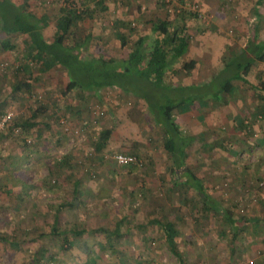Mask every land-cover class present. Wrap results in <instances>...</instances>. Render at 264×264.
Wrapping results in <instances>:
<instances>
[{
  "label": "rangeland",
  "instance_id": "1",
  "mask_svg": "<svg viewBox=\"0 0 264 264\" xmlns=\"http://www.w3.org/2000/svg\"><path fill=\"white\" fill-rule=\"evenodd\" d=\"M12 1L24 5L36 21L41 20L44 36L50 39L62 7L80 12L96 3ZM104 4L105 11L97 12L94 19H79L71 29L70 43L91 36L86 58H110L119 69L140 38H145L144 51L149 53L156 36L153 23L169 13L175 26L182 21L187 24L189 50L167 68L169 89H159L145 77L127 73L126 80L118 79L130 88L129 93L115 84L88 94L82 89L67 90L70 75L62 65L42 72L31 55L34 46L27 35L0 33V42L14 46L7 50L0 46V232L18 243L0 242V264H181L180 257L183 264H264L262 208L244 213L249 219L239 233L223 216L204 208L194 187L177 183L175 157L165 149L167 135L158 125L160 118L164 120L160 106L167 98L176 101L195 93L205 97L208 91L210 98L220 100L213 99L217 102L213 104L221 105L223 97L215 92L228 79L222 68L241 50L251 29L260 20L264 24V1L259 5L257 0H104ZM175 9L179 16L173 15ZM121 32L127 33L125 45ZM191 60L197 63L187 70L185 63ZM260 65V78L249 72L238 73L232 80L243 92L238 97L247 103L250 98L253 103L262 99L252 86L264 80V61ZM25 79L31 80L30 89L15 90V84ZM185 85L189 87L184 95L178 89ZM224 99L229 103L232 95L226 94ZM191 104L192 100L187 106ZM41 105L48 110L37 117V126L23 129L13 125ZM210 107L173 111L183 134L197 136L187 146V165L200 179L207 178L208 171H201L204 154L210 150L204 139L207 146L211 144L210 136L199 131L210 121ZM215 109L211 118L218 122ZM9 112H13L12 119L1 126ZM249 115L244 120L247 125H252V119L255 123L264 120V113L255 116L251 111ZM104 128L114 132L107 149L98 152L97 133ZM223 131L218 126L211 135L219 138ZM252 135L264 139L263 128ZM218 142L213 144V152L218 150ZM245 144H238L240 151L256 150L257 157L264 152V143ZM117 153L134 154L143 166L120 164L114 157ZM245 161L250 170L264 156L260 161L242 154L235 160ZM258 177L252 178L260 190L259 194L252 191L254 198L264 195L260 185L264 177ZM238 178L241 188L252 183L246 176ZM221 186L228 188L229 180ZM226 208L239 219L236 209Z\"/></svg>",
  "mask_w": 264,
  "mask_h": 264
},
{
  "label": "trees",
  "instance_id": "2",
  "mask_svg": "<svg viewBox=\"0 0 264 264\" xmlns=\"http://www.w3.org/2000/svg\"><path fill=\"white\" fill-rule=\"evenodd\" d=\"M263 1L264 0H258L259 5H261ZM106 9L104 0H96L93 7L89 6L86 9H82L80 12H77V10L71 6L66 5L62 7L61 15L57 20L56 33L54 37L50 39L44 36L43 25L40 24L41 20L36 21L34 15L28 12L24 5H17L12 0H0V33L6 32L27 35L31 40V44L34 46L31 55L35 61L40 64V70L42 72H48L57 65L64 66L70 75V82L67 87L68 91L82 89L88 94H93L95 92L97 93L104 86H114L117 84L122 86V88H126L125 91L129 93L130 88L124 86L120 79H118L121 78L122 81L123 79L126 80L124 77L128 76L126 75L127 73H133L135 76L142 78L145 77L146 80L159 89H169V86H167L169 84L166 83L167 68L174 60L184 56L188 52L190 46V38L185 21L175 26L174 20L171 18L172 13H169L166 18L155 21L153 23V28L156 36L152 44V50L149 53L144 51L145 38H140L135 42L136 46L129 52L128 58L121 64L119 69H116V65L114 63L112 64L110 58H86L85 52L88 46L87 43L91 40L90 35H88L84 41L79 39L74 43L69 42L71 29L79 19L85 17L94 19L97 12L105 11ZM176 11L175 9L173 15H178ZM192 15L198 17L197 14L192 13ZM251 30L252 35L246 48L230 58L222 70L226 72L228 79L223 80L222 84H220L221 88L215 92H219L221 95L220 98L234 91L235 84L232 80L237 77L238 73L248 75L256 60L264 61V45L256 44L257 37L255 32L257 30L255 31V28ZM120 39L122 44L125 45L127 33L121 32ZM0 44L5 50L14 47L10 42L6 41H2ZM196 63L195 60H191L185 63V68L187 70H192ZM23 86H26L29 90L31 87V80H19L17 84H15L14 89L20 91ZM252 86L255 90L264 92V80L258 84H252ZM173 87L174 86H172V90L176 89ZM188 87L189 86H180L178 90L184 92L185 95ZM209 93L210 92L206 91L205 97L203 94L195 93L192 98L183 96L176 101L166 97V101L160 106L164 120L160 118L158 125L163 127L167 135L164 144L165 149L175 157L173 172L176 176L177 183L183 181V183L180 184L182 187L187 185L194 187L198 191L203 207L207 210L218 212L220 209H222V211L226 209L220 207L218 203H216L209 189L204 186L203 182L200 181L199 177L186 163L188 157L187 146L190 145L197 136L189 135L186 137L183 134L182 127L177 123L173 114L174 110L186 106L191 100L193 102L200 97L205 99L209 98V96L211 97L212 94L210 93L209 95ZM144 97L146 96L144 95ZM215 99L219 100L218 98ZM200 101L204 100L201 99ZM47 110L48 109L44 105H41L30 117L23 121H15L13 125L22 127L23 129L33 128L39 123L37 117L41 114H47ZM263 113V111H260L261 116H263ZM248 125L245 123V126ZM113 132V128H104L97 133L98 140L95 143V148L98 152L107 149ZM79 185L80 178L75 180V192H77ZM231 213L232 212H229V210H226L225 219L233 228L238 225V219H235ZM157 222L161 223L160 220ZM0 242H7L13 245L18 244L1 232ZM173 248L175 250L176 247ZM180 259L181 264H183L182 257H180Z\"/></svg>",
  "mask_w": 264,
  "mask_h": 264
},
{
  "label": "crops",
  "instance_id": "3",
  "mask_svg": "<svg viewBox=\"0 0 264 264\" xmlns=\"http://www.w3.org/2000/svg\"><path fill=\"white\" fill-rule=\"evenodd\" d=\"M260 23H262L261 20H260ZM260 23L258 22L257 26L255 27V31L257 30L255 32L256 33L255 35L257 37L256 44L264 45V24H260ZM251 35L252 33L249 36H247L246 38L247 40L244 42L239 52H242L246 48ZM239 52L232 54L230 58L237 55ZM260 64H261V60H256L251 70L249 71V72L254 73L255 76L259 74V78L260 76L263 75L262 70H259L260 67L262 66ZM224 67L222 69H224ZM239 93L241 95L243 94L240 88L235 85L234 91L231 94H227V95H232V99H231L232 101L230 100L229 103L226 102V100L224 99L225 96H223V98L221 99V105H219L221 107L220 111L217 110V109H220V107L215 106L218 104H215V105L213 104V103H217L213 101V99L215 98H210V97L206 98V101L204 100V102L198 100L200 101L198 102V105H204L205 109L206 108L209 109V106H211L209 110L210 114L207 117V119L210 121L208 122L207 126H204L203 129L199 131V133L203 131L206 133L207 136H210L208 137V139H209V144H211L210 146H207V142L204 139L205 148H208L210 150L208 151L206 150L204 154V158L202 160L204 161L203 164L205 165V167L202 168L201 171H203L204 169H208V171H207V178H201V179L199 178V179L200 181L203 182L204 186L209 189L212 197H214V199L216 200V203H218L220 207L225 208V209H227L226 207L231 208V209H236V212L240 214L239 219H238V225L236 226L238 233L240 232V230L244 228V226L248 222L247 220L249 219V216H245V214H246V211H249V208L253 209L256 212L261 207L262 211L264 212V206H263L264 205V195L262 196L259 195V197L254 198V194L252 193V191H257V192L260 191L255 188L256 181L255 179H252V178H260L258 176L264 177V161L258 162L256 164L257 166L255 167L251 165L252 168L250 170H248V166L244 165L246 161L241 162V163L235 162V160L238 159L239 155L242 156V154H244L245 157L254 156V158H259L260 161H261L262 156H264V152L261 155H259V157H257L256 150L251 151V149H248V150L240 151L238 147L239 143H244V142H246L245 146L247 145V143H251V144L252 143H262V144L264 143L263 138L253 137L252 135L253 132H258V130H260L261 128H263V131H264V120L263 121L261 120L260 123H255L254 119H252L254 117H251L252 125L245 126V123L248 121L246 119L250 118L249 114L251 111H254L255 116L259 114L260 111L264 112V92H260L259 90L255 92L256 96L260 95L262 98V99H259L260 101L258 102L255 101V103L251 102L253 98L249 99V103L245 102L244 97L243 98L241 96L238 97ZM195 101L192 102L191 104L192 107H188L186 105V106L177 108L176 110L191 111L194 108L198 107V105L194 103ZM214 107H216L215 112L219 113L215 115L218 122L214 121V119L211 118L213 116L212 112H213ZM244 120H246V122ZM218 126L225 129V131H223L224 135L221 134L219 138L213 137L211 135V132L213 128L216 129ZM206 127L208 129H206ZM199 137L202 138V135L199 134ZM195 140H197V138ZM217 140L219 142H218V145H216V149L218 150L221 149V150L219 151L217 150L213 152L212 147H213V144ZM194 141H192V143ZM252 148H254L253 145H252ZM258 151H261V150H258ZM219 155L221 156L219 157ZM250 173L254 175L255 177L251 176ZM228 176L229 178H227ZM238 176L240 177L246 176L245 179L247 180L251 179L250 181L252 183L251 184L246 183V187L243 186V188H241V185L236 183V180L239 179ZM227 180H229L230 186L225 189L221 185L223 184V181L227 182ZM261 189L263 190L264 188L262 187ZM217 213L223 216L224 218L226 217L222 209H220V211H218ZM259 214L260 212L255 215H259Z\"/></svg>",
  "mask_w": 264,
  "mask_h": 264
},
{
  "label": "built area",
  "instance_id": "4",
  "mask_svg": "<svg viewBox=\"0 0 264 264\" xmlns=\"http://www.w3.org/2000/svg\"><path fill=\"white\" fill-rule=\"evenodd\" d=\"M13 112H9L7 115H4L1 126H4L10 119H12ZM117 162L123 165H137L143 166L142 160L134 154L126 153H117L115 156ZM261 186H264V180L260 182Z\"/></svg>",
  "mask_w": 264,
  "mask_h": 264
}]
</instances>
